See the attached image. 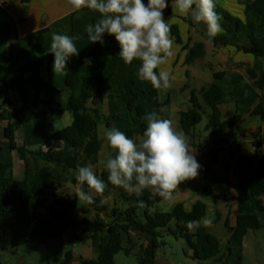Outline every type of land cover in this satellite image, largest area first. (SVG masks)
I'll return each mask as SVG.
<instances>
[{
    "label": "trees",
    "instance_id": "obj_1",
    "mask_svg": "<svg viewBox=\"0 0 264 264\" xmlns=\"http://www.w3.org/2000/svg\"><path fill=\"white\" fill-rule=\"evenodd\" d=\"M216 11L222 16L223 31L212 39L214 46H227L256 57L264 56V38L255 36L256 22L264 14V0L246 1L242 7V17L232 16L217 5ZM171 35L181 45L174 28H171ZM182 49L188 51L186 63H192L204 55L200 43L189 47L188 40ZM51 61V55L39 56L31 50L12 47L4 60V73L0 83V122H5L2 135L8 143V149L14 151L22 161L24 177L22 180L15 179L10 173L11 161H0L1 237L13 248L27 242L46 244L49 240L61 238L74 225L73 212L78 199L76 196L65 198L53 194L48 216L45 217L38 212L43 196L46 191L54 193L62 189L66 183L78 185L75 180L76 168L90 164L108 187L103 194L94 193L93 203H86L94 213L92 217H82L79 225L90 239L96 256L94 259L79 257L78 264H113L114 256L119 251L129 255L135 247H138V252L135 253L138 264H155L157 250L163 246L161 238L164 234L183 239L190 248L193 259H213L215 263L220 262L223 256L219 240L204 226L191 231L185 226L187 221L199 220L205 216L203 202L196 201L190 210H186L182 203H177L171 211L160 212L156 205L163 201L162 198L151 197L147 190L140 197L117 193V187L107 181L106 168H95L101 149V141L96 132L99 122L110 127L112 119H122L129 125L124 131L128 137L143 136L147 126L143 119L146 107L139 95L143 90H135L134 81L129 79L120 89L125 108L124 117L118 114L104 115L100 107L104 98L113 95L116 72L112 70L106 75L83 77L77 94H73L74 67L71 57L64 76L66 97L61 102L59 94L62 90L54 88L39 74L40 67L44 63L49 67ZM245 73L250 84L259 92L257 102L248 116L259 117L264 122V71L258 75L245 67ZM212 75L218 80L223 73ZM220 94V88L215 83L201 90V99L209 110L206 112L196 103L194 91L190 92V106L179 112V126L185 134L200 122L204 114L207 116L204 128L212 133L234 127L243 120L239 115H233L227 120L221 119L217 107ZM39 108L45 117L59 115L64 111L71 113L70 124L60 130H54L51 123L47 124V132L62 143L60 149L31 150L23 145H16L15 131L25 120H30L31 115ZM259 134V127L250 133L254 140L256 161L254 176L248 189L257 210L264 214V155L260 150ZM195 147L202 153L201 145ZM214 154V151H209L204 155L212 162L215 160ZM84 187L87 188L86 185ZM103 198L112 199L113 205L109 207L104 204ZM138 200H144L148 208L137 207ZM81 210L83 213L88 212L87 209ZM224 225L227 227L226 223ZM258 228L259 221L255 214H239L235 226L229 229L228 242L240 241L248 230ZM72 258V252L66 251L61 264H71Z\"/></svg>",
    "mask_w": 264,
    "mask_h": 264
},
{
    "label": "crops",
    "instance_id": "obj_2",
    "mask_svg": "<svg viewBox=\"0 0 264 264\" xmlns=\"http://www.w3.org/2000/svg\"><path fill=\"white\" fill-rule=\"evenodd\" d=\"M231 1L232 7L230 9L236 12L238 17H242L243 5L246 1L250 2L251 0ZM223 5L228 7L229 0H224ZM225 10H228V8ZM74 13L75 11L71 9L67 0H0V81L4 73V60L9 48H24L35 52L39 56L51 55L52 61L50 66L47 67L46 63H44L39 69V74L41 78L44 79L42 74L45 72L48 78L46 80H48L54 88H63L64 76L67 68L64 73L57 74V82H52L51 73L53 72L54 58L49 48L51 34L53 32L67 34L74 38V43L79 51L78 56L72 57L74 67L73 94H77L80 81L83 77L106 75L113 70L116 72L118 78L119 74H121L120 72L127 71L124 75V79L122 82H119L120 84L118 86L114 85L118 82V79H113V95L110 98H104L100 107L102 113L104 115L118 114L124 117L125 108L123 104L121 105L120 89L126 81L131 79L134 81V89L143 90V93H139V95L140 100L143 101L146 107L145 115L149 112H156L159 117L170 119L173 122V126L178 128V131H182L179 126V112L186 110L190 105L186 104V102H181V107L178 108L176 112L171 110V88L157 90L150 82L140 80L137 73L141 66V61L133 60L131 64H126L120 57L114 56L111 49L110 35H104L103 44L91 43L87 36H85L77 45V34L81 26L78 25L77 19L74 18ZM255 36L257 38H264V14L256 22ZM196 43L202 44L205 55V44L202 42ZM208 44L213 53L226 55L227 46H214L211 42H208ZM227 48H229L227 52L234 56V60L230 63V72L225 71L223 60L218 58L217 63L212 65V70L213 73L222 72L223 76L221 79H214V82H210V84L215 83L220 88L221 94L217 107L221 119L225 120L228 119L227 117L230 114H227L228 108H223L224 103H233L236 110L241 115L246 114V116H248V112L254 106L255 102H257L259 92L250 84L251 82L248 80L245 73V67L253 70L258 75L264 71V56H255L259 58L258 62L257 59L253 60V58L250 57L253 55L237 51L231 47ZM85 58H90L91 63L86 64ZM252 61L257 63V65L254 67L251 66L250 64ZM242 68H244V71ZM209 85L200 88H190L187 83L184 84V82H182L180 88L188 89L189 94L191 91L200 93L202 89L207 88ZM189 98L190 96L187 98L188 102ZM198 99H201V96L196 99L197 104ZM64 114H67L66 118H71V113L68 111H64L59 115ZM240 114L239 116L242 117L243 120L234 127L238 128L239 124L245 121L244 116ZM59 115H50L47 116V118L52 120L54 116ZM256 118L257 117H254L253 119L256 120ZM144 121L147 123L146 120ZM111 123H115L118 129L123 132L129 127L122 119L111 120ZM4 126L5 122H0V132ZM249 126H251V124H249ZM111 127L112 125L107 128ZM258 127L260 128V150L264 155V122L262 121L253 129L250 128L245 130L240 127V132L234 139H226L220 135L216 141H210L198 137L199 135L196 136L194 133L195 127L189 131L186 135L190 138L195 157L202 166L199 175L196 179L187 180L178 185V188L173 193L174 198L172 200H163L157 203L156 209L160 212H169L175 204L182 203L186 210H190L196 201L203 202L205 205V216L213 218V224L204 227L209 233L213 234L219 242L221 238L228 241V237H230L229 229L235 226L236 218L239 214H255L259 221L258 229H264V214L257 210L254 198L250 196L248 189V184L254 176L256 161V150L253 145L254 140L250 136V133ZM18 130L15 131V142L17 146L23 145L25 148L31 150L44 149L42 146L34 145L33 141L29 140L27 136H19ZM54 130L58 129L54 128ZM48 136L47 145L45 147L48 145L51 149H60L62 147L60 141L55 142L51 134ZM136 136L137 135H135L134 138ZM230 140H232L231 143H229ZM196 145H201L202 153L198 152L195 147ZM6 148L8 149V145ZM228 148H231L229 157L225 154ZM0 150H4V146L0 145ZM209 151H214L215 153V160L212 162L207 155H204ZM8 152L11 160L9 159L7 161H11L12 164L10 173L15 179L22 180L24 177L23 163L14 151L9 150ZM14 154L16 155L15 160H13ZM213 179H218L220 181L215 182ZM74 212H76V210ZM225 223L227 227H225ZM250 231L251 230H248L246 235ZM68 232H70L69 239L82 238L87 241L88 247L87 250H85L86 252L93 248L87 234L83 233L82 228L79 229L77 220H74V225L70 227ZM68 232L61 238H66ZM80 232L82 233L81 237H78ZM242 240L243 238L240 241ZM48 242H50V240ZM233 242L238 241L228 243L230 244ZM2 243H4L5 246H9L7 241L1 237L0 233V259H2L3 256L6 258L8 256L11 257V249H13V247H10L11 249L9 250L7 248L4 249L1 247ZM161 249L162 248L157 250L155 264H175L172 260L160 253ZM0 264H4L2 260ZM71 264H73V262H71ZM74 264H78V261Z\"/></svg>",
    "mask_w": 264,
    "mask_h": 264
},
{
    "label": "clouds",
    "instance_id": "obj_3",
    "mask_svg": "<svg viewBox=\"0 0 264 264\" xmlns=\"http://www.w3.org/2000/svg\"><path fill=\"white\" fill-rule=\"evenodd\" d=\"M73 11L87 8L101 17L86 28L91 43H104V35L113 36L119 45V57L126 63L141 61L138 78L148 81L157 90L169 89L175 77L162 66L174 55L171 25L164 17L168 0H67ZM171 7L180 15H190L193 21L206 25L207 36L215 38L222 31V16L216 11L215 0H171ZM53 55V72L64 73L67 63L79 51L74 38L53 32L49 48ZM90 64V58H85ZM147 121L142 138L137 142L116 127L108 128L104 135L108 146L116 152L105 161L107 181L137 197L147 190L151 197L172 200L173 193L182 182L196 179L201 165L191 147L190 138L178 131L170 119L156 112L144 117ZM78 184L75 196L79 201L93 203V193L103 194L108 187L93 170L92 165L78 166L75 170ZM89 191H85V187ZM137 207L147 209L144 200ZM150 210V209H149ZM213 218L204 216L185 223L188 230L211 226Z\"/></svg>",
    "mask_w": 264,
    "mask_h": 264
},
{
    "label": "rangeland",
    "instance_id": "obj_4",
    "mask_svg": "<svg viewBox=\"0 0 264 264\" xmlns=\"http://www.w3.org/2000/svg\"><path fill=\"white\" fill-rule=\"evenodd\" d=\"M229 0V6L225 7L223 5L224 0H215V3L218 8L226 9L228 8V12L232 16H237V13L232 11L230 8L232 7V3L234 1ZM144 3L147 4V0H144ZM169 7L164 10V17L168 22L170 23L171 27L175 29L177 32L178 37L181 40V45L177 44L174 40L173 35L172 38L174 40V48L173 52L174 55L169 59L168 63L163 65L162 67L168 70L175 79L172 81V87H171V96L172 99V107L171 110L176 112L178 108H180L181 102H186V104L190 105V102L187 101V98L190 96L188 89L180 88V85L182 82L184 84H188L190 88L196 87H205L210 84V82H214L213 78V70L212 65L217 63L218 58L222 59L223 64L225 65V71L230 72V63L234 60V56L229 54L227 50L229 48L226 47V55H222L220 53H213L212 49L209 47L208 42H212L213 38H209L207 36L206 31V25H204L202 22H195L191 18L190 15L183 16L180 15L174 8L171 7V0H168ZM236 3V2H234ZM236 5V4H235ZM74 18L77 19L78 25L81 26V29L79 33L77 34V45L80 43V40L82 38H85L87 36L86 28L90 24H94L99 18L100 13L89 10L87 8H84L80 11H75ZM222 33V32H221ZM220 33V34H221ZM189 40V47H191L194 44H197L196 42H202L205 44L206 48V54L203 58H199L192 63H186V57H187V50H183L182 46L188 43ZM111 49L113 52V55L116 57H119V45L116 42L115 38L111 36ZM234 49V48H233ZM245 55V54H242ZM253 58V60L259 58H256L255 56H250ZM264 60V58H263ZM259 62V61H258ZM251 66L257 65V63L253 62L250 64ZM261 65V64H260ZM45 67V65H44ZM244 71V68H242ZM127 72V71H126ZM126 72H120L118 78L117 76L114 77V79H118V82H116L114 85L118 86L124 79V75ZM45 74V72H44ZM42 74L44 80L48 79L46 74ZM228 74V73H227ZM3 76V74H2ZM57 74L54 72L51 73V80L52 82H57ZM2 79V78H1ZM186 80V82H185ZM1 82V81H0ZM64 88V87H63ZM61 87L62 90L59 94V100L62 102L65 100L66 94L64 92V89ZM136 90V89H135ZM195 93V92H194ZM197 98H200V93H195ZM123 102L121 101V105ZM198 104L200 105L202 110H205L206 112H209L208 108L205 107L203 101L201 99H198ZM228 108V115L227 118H230L234 114H240L233 103H227L223 105V108ZM236 113H235V112ZM226 114V115H227ZM67 114L54 116L51 120L50 118H47L43 116L42 110L39 108L37 109L32 115L31 119L28 120V122H25L18 130V135L23 137H28L29 140L33 141L34 145L42 146L44 148L43 150L46 151L50 147H45L47 145L48 141V132H47V124L51 123L53 124L54 128L60 130L64 128L65 126L69 125L71 122V118H66ZM241 115V114H240ZM241 116H244L243 122L239 124V127H231L229 129H222L218 130L217 133H212L210 130H205V124L207 122V116L204 114L200 120V122L195 126L194 133L198 137H202L204 139L210 140V141H216L217 138L225 137L226 139H234L235 136L238 135L240 132V127L247 129H253L259 123L261 120L259 117L253 119L254 117L246 116V114H243ZM115 120V119H112ZM251 124V126H249ZM253 126V127H252ZM112 127H117L115 123L112 124ZM176 128V127H175ZM107 126H105L104 123L99 122L97 124V136L99 140L101 141V149L98 153L97 163L95 168L97 170H100L101 168L105 167V161L109 155L115 156L116 152L112 150L107 143V140L105 138V131L107 130ZM178 130V128H176ZM222 133V134H221ZM142 138V136L137 135L134 140L139 142V140ZM57 142V140H54ZM232 140L229 141L231 143ZM7 141L2 136V131L0 132V145L4 146V150H0V161H7L11 160L9 157V150L6 148ZM61 143V142H60ZM233 148V147H232ZM55 149V148H52ZM231 148L226 149V156H230ZM16 159V155L14 154L13 160ZM230 160V159H229ZM78 185H72L70 183H66L65 186L60 189L53 192L46 191L43 199H42V205L38 209V212L47 217L48 216V207L52 202V196L54 195H61L65 198H71L75 196V192L77 190ZM85 191H89L88 188L85 189ZM117 193H126L130 196L135 194H130L126 192L123 188L117 187L116 189ZM94 195V193H93ZM102 202L109 207L113 205V200L110 198H103ZM81 209H87L88 212H82ZM93 209L89 208L84 201L77 202L76 212H74L73 217L74 220H77L78 225L79 221L82 217H92L93 216ZM75 227V226H74ZM82 228L79 225V229ZM68 232V231H67ZM81 232L78 237H81ZM66 238H56L53 240H50V242H47L46 244H39V243H24L20 245L19 247L11 249L10 246H5L4 243L1 244L2 248H7L8 250H12L11 257L8 256L2 257L0 259V262L4 264H61L63 260L64 253L66 251H71L73 254L72 262L73 264L78 261L79 257L84 258H91L94 259L96 254L95 250L92 248L90 251L87 250L88 244L87 241L78 238V239H69L70 232L66 235ZM163 242V246L161 247L162 255H164L166 258L172 260L175 264H264V229H257V230H251L245 238H243L242 241L228 243L225 239H220V250L222 253V260L220 262L215 263L213 259H209L206 261L203 260H196L191 257V250L186 245L185 241L181 238H174L170 234H164L161 238ZM138 247H135L134 251L126 255L123 251H119L114 256V263L113 264H138L137 258H136V252H138Z\"/></svg>",
    "mask_w": 264,
    "mask_h": 264
},
{
    "label": "water",
    "instance_id": "obj_5",
    "mask_svg": "<svg viewBox=\"0 0 264 264\" xmlns=\"http://www.w3.org/2000/svg\"><path fill=\"white\" fill-rule=\"evenodd\" d=\"M25 122H27V120H25Z\"/></svg>",
    "mask_w": 264,
    "mask_h": 264
}]
</instances>
